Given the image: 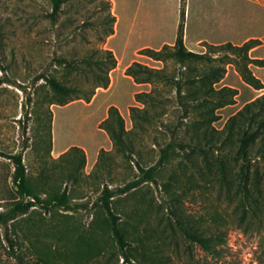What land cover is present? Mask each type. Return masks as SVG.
Instances as JSON below:
<instances>
[{
    "label": "rangeland",
    "instance_id": "rangeland-1",
    "mask_svg": "<svg viewBox=\"0 0 264 264\" xmlns=\"http://www.w3.org/2000/svg\"><path fill=\"white\" fill-rule=\"evenodd\" d=\"M51 7L50 0H0V212L32 201L25 212L0 224V264H126L99 200L105 187L114 191L107 201L137 249L133 264H264V193L257 190L264 188V142L258 139L249 149L252 193L243 197L239 163L231 156L245 124L227 128L231 116L264 95V87L243 80L238 65L247 64L263 85L264 67L209 46H240L254 38L260 44L247 55L264 59V0H69L54 21ZM181 11L185 47L207 53L187 68L169 56L157 60L144 52L174 44ZM106 51L115 58L109 71ZM134 62L161 70L163 79L135 82L126 74ZM217 66L225 73L212 88L235 89L233 101L218 106L221 95L204 92V105L192 104L185 89L190 113L184 117L176 80ZM42 75L79 92L63 104L65 98ZM106 75L107 86L96 87ZM152 89L156 100L147 106L152 119L130 135L133 153L127 156L113 147L100 123L114 106L125 130H133L129 108L145 107L135 94ZM263 107L264 102L254 107L261 113L253 115L255 126L264 118ZM204 115L214 118L209 123ZM205 125L216 131L220 149L201 155L174 146L153 180L117 191L139 177L136 162L144 168L157 163L169 128L176 127L175 139L189 141ZM101 150L106 153L96 167ZM13 154L21 157L28 196L13 182ZM54 196L77 208L46 210L33 198ZM176 219L193 231L217 235V253L208 254L170 230Z\"/></svg>",
    "mask_w": 264,
    "mask_h": 264
},
{
    "label": "trees",
    "instance_id": "trees-1",
    "mask_svg": "<svg viewBox=\"0 0 264 264\" xmlns=\"http://www.w3.org/2000/svg\"><path fill=\"white\" fill-rule=\"evenodd\" d=\"M52 3L51 12L49 13V17L52 21L55 20L58 12L61 10L63 4L67 3L69 0H50ZM184 12L181 11L180 21L178 23L177 34L175 38V42L172 46L164 44L160 49H144V52L157 60L165 58L169 56L183 68H187L189 63H196L199 59H202L206 56L205 53H197L192 50H188L183 41V28H184ZM111 34V33H110ZM260 44L258 39H249L242 43L240 46L232 45L231 43H225L220 45H209L214 49H222L227 48L232 52H236L241 59L245 60L247 63H254L258 66L264 67V59H251L248 57L247 52ZM106 54L109 56L110 64L107 67V71L112 68L115 64V58L111 51H106ZM59 63H66L64 59L58 60ZM102 63V62H101ZM192 68V67H191ZM190 68V69H191ZM238 71L243 78V80L251 85L255 89H261L264 85L260 82L258 78H256L251 71L247 68V64L238 65ZM163 72L159 69H151L145 65L134 62L127 69L126 74L131 76L133 80L137 83L141 82H153V78H162ZM225 73L224 67H215L210 69L208 72L198 73L195 76H189L186 78H178L175 82V92L176 99L178 105L180 106L184 117L190 113L189 105L185 101V89L188 90L187 94H190V99L192 104L199 103L200 105H204V94L215 93L221 95V102L218 106L222 104H227L233 101V96L235 95V89L222 87L219 90H213L212 84L219 82ZM40 78L44 79L46 83L50 85V87L60 96L64 97L63 104L67 103L70 100H73V96L79 92V89L75 87H70L64 85L54 78L47 77L42 75ZM108 75H106L100 83L96 85V87L105 88L108 84ZM3 79H0V84L3 83ZM198 82V85L195 83ZM205 83L209 84L205 86ZM190 88V89H189ZM200 91H203L202 93ZM154 90L151 92H142L135 94V100L137 102L142 103L145 107L139 108L132 106L129 108L130 116L133 121V130L127 131L124 128V121L121 117L118 109L114 106H110L108 109L107 117L100 123V128L103 129L109 139L112 141L113 147L117 150L126 154L129 152L130 156L133 153V143L130 138V135L135 133V129H141L143 124L146 122H150L152 119L151 115H148L147 106L150 103H153L156 99L153 95ZM205 92V93H204ZM227 93V94H225ZM264 102V95L255 98L250 103L246 104L237 114L231 116L228 120L227 128H231L235 122L244 123L242 127H239L236 136V149L232 153V158L239 163L238 175L241 179V189L239 190L243 195V197H250L252 193V187L250 185L251 175L253 172L251 171L252 166V157L249 154L250 147L255 143L256 140L261 139L264 142V118L261 120L260 124L257 123L254 119L253 115L261 114L260 112L255 113V108L257 105ZM216 107H213L211 111H213ZM264 109V107H263ZM214 115H204V120H208L209 123L213 120ZM176 127L170 129V139L165 143V145L160 150V158L156 164L144 168L139 162H136V169L140 174L139 177L135 178L132 181L125 183L122 187H120L117 191L120 193H126L129 190L135 189L142 181L144 180H153L154 172L158 169L160 164H163L165 160L168 158V154L170 150L177 146L181 150L189 149L190 153H197L201 155H205L207 152L218 150L222 147V141L219 139H215L213 133L216 132L210 125L202 126V130H200V134H195L190 137L189 141H181L179 139H175V130ZM71 150L81 152V149L77 147H73ZM232 152V151H229ZM104 150H101L99 153V159L96 163V167H99L101 163V156L105 154ZM14 165V176L13 182L20 191L23 196H28V192L23 184L24 177V166L21 161V157L19 154H13L9 157ZM221 162V171L224 170L222 160ZM254 173L257 174V171ZM262 194L264 193V188H258ZM114 191L107 189L105 187L103 195L100 197V201L103 203L105 209L108 212L110 222H111V231L114 236L117 244L119 245L120 255L123 258V262L126 264H133L132 260H134V254L137 253L136 247H133L129 239H126L122 233L121 228L119 227V223L117 221L118 215H116L113 209L110 207L109 202L107 201L112 195ZM34 202L40 205L43 209H50L51 207H61L66 210H71L77 208V205L71 203L63 196H54L51 197L47 201H42L38 197H33ZM32 205V201H24L21 200L14 204L12 207L7 209L6 211L0 212V224L12 219L16 214L25 212ZM169 229L173 232L179 231V233L187 238L189 241L196 242L199 244L201 249L208 254L214 255L217 253L218 244V236L213 233H199L197 231H193L188 228L185 223H183L180 219H176V224H170ZM176 229V230H174Z\"/></svg>",
    "mask_w": 264,
    "mask_h": 264
},
{
    "label": "crops",
    "instance_id": "crops-1",
    "mask_svg": "<svg viewBox=\"0 0 264 264\" xmlns=\"http://www.w3.org/2000/svg\"><path fill=\"white\" fill-rule=\"evenodd\" d=\"M162 43H165V42H160V44H162Z\"/></svg>",
    "mask_w": 264,
    "mask_h": 264
}]
</instances>
